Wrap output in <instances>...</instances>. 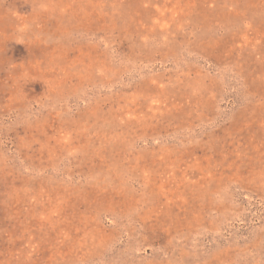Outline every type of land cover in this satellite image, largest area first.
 Masks as SVG:
<instances>
[{
	"label": "rangeland",
	"instance_id": "rangeland-1",
	"mask_svg": "<svg viewBox=\"0 0 264 264\" xmlns=\"http://www.w3.org/2000/svg\"><path fill=\"white\" fill-rule=\"evenodd\" d=\"M0 264H264V0H0Z\"/></svg>",
	"mask_w": 264,
	"mask_h": 264
}]
</instances>
